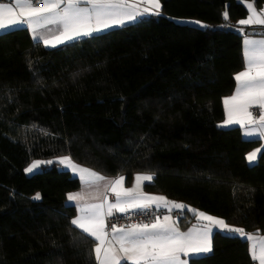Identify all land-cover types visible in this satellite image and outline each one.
Instances as JSON below:
<instances>
[{"label": "trees", "instance_id": "obj_1", "mask_svg": "<svg viewBox=\"0 0 264 264\" xmlns=\"http://www.w3.org/2000/svg\"><path fill=\"white\" fill-rule=\"evenodd\" d=\"M246 1L264 4L160 0L158 17L56 48L25 27L0 33V264H95V243L70 224L66 203L79 177L59 164L26 174L34 159L69 156L128 180L155 174L144 190L264 235V154L246 160L259 140L218 127L244 65L243 36L215 26L238 25ZM212 244L190 264H253L243 240L216 234Z\"/></svg>", "mask_w": 264, "mask_h": 264}, {"label": "snow or ice", "instance_id": "obj_2", "mask_svg": "<svg viewBox=\"0 0 264 264\" xmlns=\"http://www.w3.org/2000/svg\"><path fill=\"white\" fill-rule=\"evenodd\" d=\"M148 7L140 8L137 0H43V5L35 6V0H10L0 3V30L26 26L33 40H43L45 47L56 48L82 38H95L97 34L134 22L144 17H158L162 14L160 0H144ZM227 7V6H226ZM249 15L240 19L238 30L253 25H264V9L257 12L253 3L247 4ZM225 21L229 19L227 10L223 12ZM201 28L208 27L201 21H191ZM55 25L56 34L43 37L39 29ZM226 26V25H222ZM244 70L234 74L236 87L233 94L224 98L225 119L218 127L238 125L245 137L264 139V39H250L245 33L242 51ZM259 106V118L253 117L249 108ZM264 154V145L247 153L246 160L252 164ZM59 164L65 171L78 175L81 184L93 185L106 178L95 171L74 163L69 156L49 161H33L25 173H34L42 165ZM155 174H136L134 186H123L125 177L107 180L105 188L115 196L110 202L104 196L100 203H82V192L66 194V203L74 204L78 215L70 224L79 229L85 238H92L95 247V264H188V257L207 255L213 252L212 237L223 234L226 238L240 239L249 244L251 261L264 264V235L246 232L243 228L232 227L223 219L192 209L182 203L169 201L164 196L148 195L139 191L145 182L153 180ZM110 186V187H109ZM37 193L33 199H40ZM186 210L195 214L198 221H206L202 226H194L187 232L178 227V220L171 215L163 219L156 216L150 223H135L127 226L111 225V237L106 230V220L116 214L133 211H148L153 208ZM116 245H119L117 249Z\"/></svg>", "mask_w": 264, "mask_h": 264}, {"label": "crops", "instance_id": "obj_3", "mask_svg": "<svg viewBox=\"0 0 264 264\" xmlns=\"http://www.w3.org/2000/svg\"><path fill=\"white\" fill-rule=\"evenodd\" d=\"M137 2H138V4H139V7L142 9V8H144V7H148L149 5H147V3L146 2H144V0H137ZM2 3H8V2H2ZM248 3H251L250 1H246L245 2V5H246V7H247V4ZM43 5V0H35V6H37V7H40V6H42ZM254 8H255V10L257 11V12H260V10H262V9H264V4L259 8V9H257L255 6H254ZM248 15H249V12H248ZM248 15L245 17V18H239L237 21H239L240 19H246L247 17H248ZM127 23H130V22H126L125 24H127ZM18 27H25L26 28V26H17V27H13V28H10V29H6V30H0V33H4V32H7V31H9V30H12V29H14V28H18ZM56 27L57 26H55V25H49L48 27H46V28H42V29H39V33H40V36L41 37H43V36H45V35H48V36H51V35H54V34H56ZM119 27V26H118ZM242 27H244V26H242ZM249 27V30H251L252 28H263L264 29V25H253V26H247V28ZM115 28H117V27H115ZM113 29V28H112ZM246 29V27L244 28V30ZM110 30V29H109ZM29 31V33H30V36L32 37V39H33V36H32V33H31V31L30 30H28ZM108 31V30H107ZM245 33H247V32H245ZM248 34V33H247ZM245 35V34H244ZM244 35H243V37H242V47H243V39H244ZM248 36H249V38L250 39H264V35H251V34H248ZM36 41H40L42 44H43V40L42 39H39V40H36ZM44 45V44H43ZM242 70H244V68L242 69ZM242 70H240V71H242ZM239 71V72H240ZM235 90V89H234ZM234 92V91H233ZM233 94V93H232ZM231 94V95H232ZM231 95H229V96H231ZM229 96H227V97H229ZM223 103H224V100H223ZM254 109L257 111L256 113L254 112ZM249 111H251L252 112V114H253V117H255V118H259V115H260V112H261V110H260V108H259V106L257 105V106H252V107H250L249 108ZM226 117H225V110H224V119H225ZM223 122V121H222ZM222 124V123H221ZM241 132H242V136L244 137V138H246V139H257V140H259V144L254 148V149H252L250 152H252V151H254V150H256V149H260L261 147H262V145H264V139H258V138H254V137H245L244 135H243V129H241ZM259 155H260V153H258V157H259ZM74 163H76L74 160H72ZM257 161V160H256ZM77 164V163H76ZM79 165V164H78ZM81 166V165H80ZM83 167H85V166H83ZM85 168H88V167H85ZM88 169H90V168H88ZM92 170V169H91ZM94 171V170H93ZM97 173V172H96ZM99 174V173H98ZM101 175V174H100ZM136 175V174H135ZM135 175L130 179V180H128L126 177H125V175H123V174H118V175H116V176H104V175H102V176H104L105 178H106V180L105 181H101L99 184H93V185H83V184H81V187H80V189L78 190V191H76V192H82L83 193V195H84V200L82 201V203H100L101 202V200L103 199V197L104 196H107L108 197V200L110 201V202H115V196H114V194L111 192V191H109L108 189H106L105 188V183L107 182V180H111V179H116V178H118V177H120V176H123V177H125V179H124V181H123V186L124 187H126V188H132L133 186H134V177H135ZM76 176H78V175H76ZM110 187V186H109ZM144 184H143V186H142V188L141 189H139V191H142L143 193H145V194H148V195H159V196H164L163 194H161V193H155V192H148V191H146V190H144ZM164 197H166V196H164ZM167 198V197H166ZM168 199V198H167ZM169 200V199H168ZM170 201V200H169ZM155 208V207H154ZM75 209H76V213H75V215H74V217L75 216H77L78 215V212H77V208L75 207ZM159 209H165V210H167V212L164 214V215H171L172 217H173V220H178V227H179V230L180 231H182V232H187L189 229H192L194 226H196L197 228H199L200 226H202L204 223H206V221H198L197 220V218L193 221V222H191L190 224H188V225H184V226H182L181 225V223L179 222V217L176 215V213H178V212H180V210H176V209H172L171 210V212H169V209L168 208H159ZM207 214V213H206ZM163 215V216H164ZM208 215H210V214H208ZM163 216L162 217H160L161 219H163ZM211 216H213V215H211ZM73 217V218H74ZM214 217H216V216H214ZM217 218H220V217H217ZM155 219V218H154ZM220 219H222V218H220ZM153 220V219H152ZM152 220H149V221H146V222H144V223H150V222H152ZM224 220V219H223ZM130 224H135V223H125V224H116L117 226H127V225H130ZM106 230L108 231V233H109V238L111 237V225H109L108 224V222H107V220H106ZM253 234V233H252ZM113 244H114V246L118 249L119 248V245H116L115 244V242H113ZM197 256H200V255H193V254H190L188 257H184L183 255H181V258L182 259H187L188 260V264H190V261H191V258L192 257H197ZM128 263H130V262H128ZM253 264H258V262H254L253 261Z\"/></svg>", "mask_w": 264, "mask_h": 264}, {"label": "built area", "instance_id": "obj_4", "mask_svg": "<svg viewBox=\"0 0 264 264\" xmlns=\"http://www.w3.org/2000/svg\"><path fill=\"white\" fill-rule=\"evenodd\" d=\"M2 2H10V0H0V3ZM254 112L257 111L254 109ZM167 211L163 209H150L148 211L143 210H137L133 211L127 215L125 214H116L114 217H110L107 219V222L109 225L112 224H125V223H144L146 221H149L153 218H156V216L162 217ZM179 217H182L181 212L176 213Z\"/></svg>", "mask_w": 264, "mask_h": 264}, {"label": "water", "instance_id": "obj_5", "mask_svg": "<svg viewBox=\"0 0 264 264\" xmlns=\"http://www.w3.org/2000/svg\"><path fill=\"white\" fill-rule=\"evenodd\" d=\"M222 25H224V24H220V25L215 26V29L216 30L229 31V32L235 33V34L240 35V36H243L245 34V30H244V32H241L238 30L242 26L232 25V24H227L226 26H222ZM247 33L251 34V35H264V29L263 28H252Z\"/></svg>", "mask_w": 264, "mask_h": 264}, {"label": "rangeland", "instance_id": "obj_6", "mask_svg": "<svg viewBox=\"0 0 264 264\" xmlns=\"http://www.w3.org/2000/svg\"><path fill=\"white\" fill-rule=\"evenodd\" d=\"M37 160L40 161L39 159H34V160H32V161L30 162V164H31L33 161H37ZM255 162H256V161H255ZM253 163H254V162H253ZM61 168H62V166H61ZM39 169H41V167H40ZM39 169H38V170H39ZM38 170H37V171H38ZM35 172H36V171H35ZM26 174H32V173H26Z\"/></svg>", "mask_w": 264, "mask_h": 264}]
</instances>
